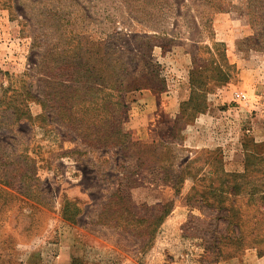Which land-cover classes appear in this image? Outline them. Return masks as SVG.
Listing matches in <instances>:
<instances>
[{
	"label": "rangeland",
	"instance_id": "374dc122",
	"mask_svg": "<svg viewBox=\"0 0 264 264\" xmlns=\"http://www.w3.org/2000/svg\"><path fill=\"white\" fill-rule=\"evenodd\" d=\"M256 257L264 0H0V264Z\"/></svg>",
	"mask_w": 264,
	"mask_h": 264
},
{
	"label": "crops",
	"instance_id": "0c3cea01",
	"mask_svg": "<svg viewBox=\"0 0 264 264\" xmlns=\"http://www.w3.org/2000/svg\"><path fill=\"white\" fill-rule=\"evenodd\" d=\"M225 28L228 30L231 29L233 31L231 36L232 39L230 41V45L228 48H229V52L231 53V56L237 58L238 55H240V51L236 46V40L249 34V22L242 16H237L234 14L229 16L227 19L215 20L214 23L215 32L221 33ZM227 264H245V259H242L241 261L238 260V261L228 262ZM250 264H264V257L262 258L256 257L255 259H253V263Z\"/></svg>",
	"mask_w": 264,
	"mask_h": 264
},
{
	"label": "trees",
	"instance_id": "16d2710c",
	"mask_svg": "<svg viewBox=\"0 0 264 264\" xmlns=\"http://www.w3.org/2000/svg\"><path fill=\"white\" fill-rule=\"evenodd\" d=\"M219 12H222V11H219Z\"/></svg>",
	"mask_w": 264,
	"mask_h": 264
}]
</instances>
